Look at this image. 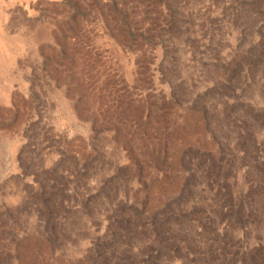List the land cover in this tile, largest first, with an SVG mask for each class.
<instances>
[{
    "label": "rangeland",
    "instance_id": "374dc122",
    "mask_svg": "<svg viewBox=\"0 0 264 264\" xmlns=\"http://www.w3.org/2000/svg\"><path fill=\"white\" fill-rule=\"evenodd\" d=\"M0 264H264V0H0Z\"/></svg>",
    "mask_w": 264,
    "mask_h": 264
}]
</instances>
